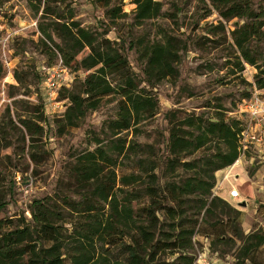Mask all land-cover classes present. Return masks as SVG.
<instances>
[{"label":"trees","instance_id":"1","mask_svg":"<svg viewBox=\"0 0 264 264\" xmlns=\"http://www.w3.org/2000/svg\"><path fill=\"white\" fill-rule=\"evenodd\" d=\"M126 1L135 6L134 25L163 15L159 0H92V4L103 8L114 23L127 16L123 10ZM207 1L224 20H248L231 32L239 52L235 63L238 71L244 69V63L255 66L259 70L255 85L264 89V69L257 65L253 53L254 43L264 44V11H255L250 0ZM29 7L35 13L40 8L32 0ZM47 15L54 17L52 26L39 24L38 28L43 38L53 43L48 52L58 56L65 67L88 72L75 90H65L62 95L67 100L62 125L76 127L104 97H116L117 111L103 132L105 138L93 133L88 142L92 148L78 153L69 169L78 200L67 196L35 199L29 222L12 226L10 221H0V264H193V236L197 234L209 238L214 251L212 241L222 242L240 215L212 189L215 173L240 156L242 119L229 118L223 111L206 118L170 114L169 171L175 173L180 168L190 174L154 185L155 166L147 169L142 158L134 167L144 174L146 182L140 173L119 172L124 166L119 158L136 153L140 147L128 141L126 133L138 134L139 124L156 114L158 100L151 88L164 79L177 78L180 53L185 47L169 34L148 44L142 53L144 77L138 80L124 54V38L111 40L106 30L82 26L72 10L62 16L43 9L42 16ZM53 35L58 43L53 42ZM128 47L132 48L133 42ZM1 71L0 62V75ZM44 121L39 114L23 126L30 137L42 135ZM206 148L209 153L185 160ZM141 195L149 201L135 208ZM3 206L0 204V208ZM233 236L241 234L233 231ZM246 237L254 239L244 248L246 255L264 244L263 235ZM162 254L171 260L162 261Z\"/></svg>","mask_w":264,"mask_h":264},{"label":"rangeland","instance_id":"2","mask_svg":"<svg viewBox=\"0 0 264 264\" xmlns=\"http://www.w3.org/2000/svg\"><path fill=\"white\" fill-rule=\"evenodd\" d=\"M29 1L0 0V204H4L0 208V221H10L12 226L24 220L29 222L31 204L35 199L49 196L57 200L67 196L78 200L79 197L73 193L69 169L78 153L92 148L88 142L93 133L104 137L103 132L117 111L116 97H104L98 108L88 111L76 127L62 125V114L67 105L62 95L65 90H75L88 72L65 67L58 56L48 52L53 43L43 38L38 26L51 27L54 17L42 16L43 9L62 16L72 10L74 19L82 26L100 32L106 30L111 40H118L117 36L124 38V54L138 80L144 77L145 58L142 53L148 44L169 34L185 47L180 53L177 78L164 79L151 88L158 100L156 114L139 124L138 134L126 133L128 141L140 147L136 153L119 158L124 164L119 172L140 173L146 182L144 174L134 167L142 158L147 169L155 166L157 182L154 185H163L177 179L178 175L190 174L180 168L175 173L169 171L168 116L173 114L182 118L195 114L206 118L223 111L229 118L235 116L246 120L243 109H240L242 100L254 94L264 99V89L255 85L259 70L244 63V69L238 71L235 63L239 52L231 32L248 20H224L207 0H159L163 3V15L146 20L139 26L133 24L132 10L135 6L129 1L123 6L127 16L114 23L109 21L103 8L93 6L92 0H32L40 6L37 13L30 9ZM250 1L255 11H264V0ZM52 38L54 43L59 42L55 35ZM130 42H133L132 48L128 47ZM86 52L81 53L78 59ZM253 53L257 65L264 69V44L254 43ZM43 67L53 68L58 74L55 87L46 85ZM141 85L145 86L144 83ZM39 114H43L45 119L41 123L43 134L30 137L23 122L30 124ZM207 150L194 153L185 160L209 153ZM235 162L220 171L225 172L228 168L230 180L240 175L232 182L239 196L226 200L240 211V215L222 242L212 241V249L220 257V264H264V244L252 249L249 255L244 249L254 240L247 239V235L264 236V159L259 162L246 153L240 154ZM245 176L249 179L251 191L243 185ZM215 179L212 191L221 197L229 185L226 182L222 185V181L227 179L217 178L216 173ZM148 201L149 197L141 195L134 207L140 208ZM244 212H248L246 217ZM158 214L161 215V211ZM233 231H238L241 236H233ZM195 244L194 253L201 245L200 239L195 240ZM160 257L162 261L171 260L167 254Z\"/></svg>","mask_w":264,"mask_h":264},{"label":"built area","instance_id":"3","mask_svg":"<svg viewBox=\"0 0 264 264\" xmlns=\"http://www.w3.org/2000/svg\"><path fill=\"white\" fill-rule=\"evenodd\" d=\"M45 83L49 87H55L58 74L53 68H45ZM242 113H245L246 120L243 121V130L239 139L240 154H251L257 158L259 162L264 157V99L257 94L252 95L248 99H243L240 104ZM229 195L232 198L239 196L235 188L230 189ZM200 239L201 245L196 248L195 260L193 264H220L218 254L210 249V240L207 237L194 235L193 242Z\"/></svg>","mask_w":264,"mask_h":264},{"label":"crops","instance_id":"4","mask_svg":"<svg viewBox=\"0 0 264 264\" xmlns=\"http://www.w3.org/2000/svg\"><path fill=\"white\" fill-rule=\"evenodd\" d=\"M240 174V172H238V175ZM228 168L225 170V172L224 171H217L216 172V177L217 178H226L227 180H223L222 181V185L226 182V183H228V185H229V187H227L225 190H224V192H223V194L221 195L220 194V196L222 197V198H224L225 200H227V201H230L231 199H233L230 195H229V191H230V189H232V188H234L235 186L232 184V182L234 181V180H236V179H238V178H240V175H239V177H235L234 178V180H230V179H228ZM231 176V175H230ZM242 176V175H241ZM242 178V177H241ZM242 182H243V185L245 184V185H247V189H249V191H251V184H250V182H249V179H247V177L245 176V177H243L242 178ZM249 194H251V192L249 193ZM253 194H254V192H253ZM246 203V202H245ZM242 215V214H241ZM243 215L246 217L247 215H248V212H244L243 213ZM244 216H243V220H244Z\"/></svg>","mask_w":264,"mask_h":264},{"label":"bare ground","instance_id":"5","mask_svg":"<svg viewBox=\"0 0 264 264\" xmlns=\"http://www.w3.org/2000/svg\"><path fill=\"white\" fill-rule=\"evenodd\" d=\"M238 162H239V159L235 162V164L238 163Z\"/></svg>","mask_w":264,"mask_h":264},{"label":"water","instance_id":"6","mask_svg":"<svg viewBox=\"0 0 264 264\" xmlns=\"http://www.w3.org/2000/svg\"><path fill=\"white\" fill-rule=\"evenodd\" d=\"M244 204V203H243Z\"/></svg>","mask_w":264,"mask_h":264}]
</instances>
